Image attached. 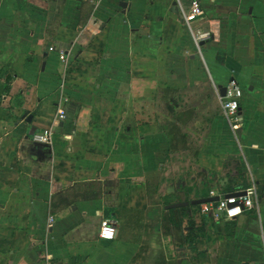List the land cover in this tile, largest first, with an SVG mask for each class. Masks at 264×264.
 I'll use <instances>...</instances> for the list:
<instances>
[{"label": "crops", "instance_id": "0c3cea01", "mask_svg": "<svg viewBox=\"0 0 264 264\" xmlns=\"http://www.w3.org/2000/svg\"><path fill=\"white\" fill-rule=\"evenodd\" d=\"M191 1L0 0V264L140 260L147 178L193 148L216 176L237 161L259 197L232 222L199 216V252L214 243L211 264H264V0H199L191 29L210 34L199 47L183 19ZM229 81L243 92L237 133L205 106ZM194 120L209 122L197 145ZM48 128L51 143L32 141ZM101 220L114 241L98 238Z\"/></svg>", "mask_w": 264, "mask_h": 264}, {"label": "rangeland", "instance_id": "374dc122", "mask_svg": "<svg viewBox=\"0 0 264 264\" xmlns=\"http://www.w3.org/2000/svg\"><path fill=\"white\" fill-rule=\"evenodd\" d=\"M187 33H190L189 29H187ZM196 92L194 90L185 103L189 109L196 102H199ZM207 100L205 105L207 113H221L218 100H209V97ZM195 110L197 111L193 108V111ZM195 122V120L192 121L193 125L190 124L191 126L185 130L192 132V134L190 133L192 143L197 145L203 140L197 135L203 133H205L203 137L206 135L209 122L206 121L204 125H201L203 127L197 128L196 126L199 123L195 124ZM227 123L229 124L228 121ZM237 126L238 124L234 125L233 128L230 126V128L233 132H236ZM193 149L186 153L175 152L177 150L175 149L172 153L166 154L168 158L162 163V168L156 172V175L147 178L149 209L154 216L150 220L147 219V222H142V224L148 225V228L142 231L141 240L138 243H140L139 248L141 247L142 250L145 247L147 248L140 251V260L134 256L130 259L129 264H158L155 261L159 260L158 256L161 250L165 252L163 255L166 260L162 264H211L216 258L217 246L214 243L202 244L201 248L206 247V250H210L205 257L197 256L199 250L196 243V251L190 249V237L193 234L199 237L203 231V228L200 227L202 220L199 217V207L168 213L164 210V202L173 201L175 198L184 199L188 197L192 199L202 194H209L211 191L222 193L233 185L244 184L246 186L249 184L250 178L244 172L242 177H239L232 167L229 168L227 175L216 176L212 174L196 164L197 153ZM184 221L185 224H183ZM52 222L53 219H49V221L47 219V224ZM186 227L189 229H184ZM114 264H117V262L114 261Z\"/></svg>", "mask_w": 264, "mask_h": 264}, {"label": "built area", "instance_id": "2783aa9c", "mask_svg": "<svg viewBox=\"0 0 264 264\" xmlns=\"http://www.w3.org/2000/svg\"><path fill=\"white\" fill-rule=\"evenodd\" d=\"M203 10L199 0H192L188 9L183 12V19L188 26L192 35L193 41L197 47L203 41L210 39V34L207 32H194L191 25L202 19ZM60 59L64 60L63 53H60ZM242 89L235 81H229L226 86L224 97H220L218 93V100L224 118L229 122L232 128L239 123V102L242 98ZM59 120L65 118L63 109L59 108L57 111ZM52 139V129H43L32 134V141L39 144H49ZM245 192L243 196L227 197L230 193H214L210 192L208 198H217L216 201L199 205V216L206 218L214 224L220 222H229L238 219L245 212L257 210L259 205V197L254 185L246 188H240L231 193ZM53 219L52 216L48 217ZM117 236V226L110 220H101L98 231V238L103 241H114Z\"/></svg>", "mask_w": 264, "mask_h": 264}, {"label": "trees", "instance_id": "16d2710c", "mask_svg": "<svg viewBox=\"0 0 264 264\" xmlns=\"http://www.w3.org/2000/svg\"><path fill=\"white\" fill-rule=\"evenodd\" d=\"M229 166H232L233 170L237 173V175L239 177H242L243 175V170H242V167L240 166V164L237 162V161H228L225 163L224 165V174L227 175V171H228V167ZM247 186H245L244 184H240V185H233L231 186L230 188H228V190L222 192V193H231V192H234L235 190L237 189H240V188H246ZM208 194H202L201 196H196L195 198L193 199H189L188 197H185L184 199H177L175 198L173 201H165L164 202V205L163 207L169 205V204H174V203H179V202H190L192 200H198V199H202V198H205ZM174 198V197H172ZM199 205H196V206H191L189 205L188 207H185V208H180V209H170V210H167L168 213H172L176 210H187V209H195V208H198ZM229 222H232V221H229ZM231 227H233V223H231ZM197 239V236L196 234H193L191 237H190V249L192 251H196V247H195V241ZM205 252H197V256H200V257H205Z\"/></svg>", "mask_w": 264, "mask_h": 264}, {"label": "water", "instance_id": "95a60500", "mask_svg": "<svg viewBox=\"0 0 264 264\" xmlns=\"http://www.w3.org/2000/svg\"><path fill=\"white\" fill-rule=\"evenodd\" d=\"M119 6L124 10L127 9L128 4L126 2H121L119 4ZM217 91L219 93L220 97H224L225 96V92H226V87L225 86H217ZM32 119V116H29L27 121L30 122ZM245 195V192H236V193H230L227 194V197H232V196H243ZM217 198H202V199H198V200H192L190 202H179V203H174V204H169L167 206H165L166 210H170V209H180V208H184V207H188L189 205L191 206H196V205H201V204H205V203H209V202H213L216 201Z\"/></svg>", "mask_w": 264, "mask_h": 264}]
</instances>
